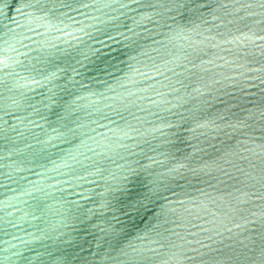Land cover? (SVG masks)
<instances>
[{
	"label": "water",
	"instance_id": "95a60500",
	"mask_svg": "<svg viewBox=\"0 0 264 264\" xmlns=\"http://www.w3.org/2000/svg\"><path fill=\"white\" fill-rule=\"evenodd\" d=\"M0 264H264V0H0Z\"/></svg>",
	"mask_w": 264,
	"mask_h": 264
}]
</instances>
